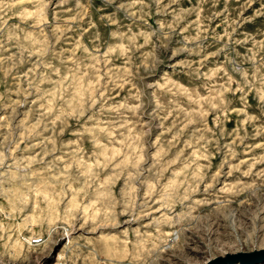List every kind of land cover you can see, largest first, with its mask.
Listing matches in <instances>:
<instances>
[{
    "label": "rangeland",
    "instance_id": "obj_1",
    "mask_svg": "<svg viewBox=\"0 0 264 264\" xmlns=\"http://www.w3.org/2000/svg\"><path fill=\"white\" fill-rule=\"evenodd\" d=\"M261 250L264 0H0V264Z\"/></svg>",
    "mask_w": 264,
    "mask_h": 264
},
{
    "label": "water",
    "instance_id": "obj_2",
    "mask_svg": "<svg viewBox=\"0 0 264 264\" xmlns=\"http://www.w3.org/2000/svg\"><path fill=\"white\" fill-rule=\"evenodd\" d=\"M227 262L240 264H259L264 263V250L255 251L250 254H239L230 257ZM215 264V263H212Z\"/></svg>",
    "mask_w": 264,
    "mask_h": 264
},
{
    "label": "built area",
    "instance_id": "obj_3",
    "mask_svg": "<svg viewBox=\"0 0 264 264\" xmlns=\"http://www.w3.org/2000/svg\"><path fill=\"white\" fill-rule=\"evenodd\" d=\"M41 241H42L41 239H36V240H34L33 243H40Z\"/></svg>",
    "mask_w": 264,
    "mask_h": 264
}]
</instances>
